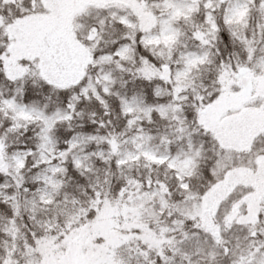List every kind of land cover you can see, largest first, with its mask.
Returning <instances> with one entry per match:
<instances>
[{
  "label": "snow or ice",
  "instance_id": "6c2138e0",
  "mask_svg": "<svg viewBox=\"0 0 264 264\" xmlns=\"http://www.w3.org/2000/svg\"><path fill=\"white\" fill-rule=\"evenodd\" d=\"M0 264H264V0H0Z\"/></svg>",
  "mask_w": 264,
  "mask_h": 264
}]
</instances>
